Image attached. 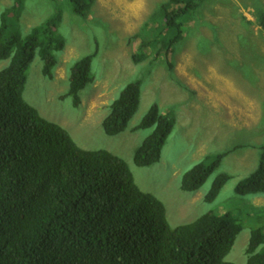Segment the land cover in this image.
Returning a JSON list of instances; mask_svg holds the SVG:
<instances>
[{
    "label": "trees",
    "instance_id": "trees-1",
    "mask_svg": "<svg viewBox=\"0 0 264 264\" xmlns=\"http://www.w3.org/2000/svg\"><path fill=\"white\" fill-rule=\"evenodd\" d=\"M93 1L68 2L84 16ZM202 1L170 0L159 7L162 30L170 33L166 59ZM24 4L15 0L0 12V60H8L0 69V264H236L226 256L244 228H249L244 264H264V208L237 201L171 227L163 202L140 189L125 160L104 148H81L67 129L24 99L34 57L50 78L55 52L65 45L58 30L61 9L24 34ZM255 21L264 30V11L256 12ZM94 54L69 69L68 95L75 107L80 91L93 80ZM139 101V82L128 83L102 120L104 132L126 130ZM174 123L173 112H160L156 103L149 107L136 125L152 128L133 153L136 166L160 160ZM223 157L205 155L184 173L181 190H198ZM229 178L226 173L214 177L203 200L213 202ZM234 191L242 197L264 194V144L257 167Z\"/></svg>",
    "mask_w": 264,
    "mask_h": 264
},
{
    "label": "rangeland",
    "instance_id": "rangeland-1",
    "mask_svg": "<svg viewBox=\"0 0 264 264\" xmlns=\"http://www.w3.org/2000/svg\"><path fill=\"white\" fill-rule=\"evenodd\" d=\"M68 1L25 0L22 32L59 7L58 30L65 45L55 52L50 78L43 75L40 58L34 57L24 99L67 129L81 148H104L125 160L140 189L163 202L171 227L211 209L226 210L237 201L264 208V194L242 197L234 191L257 167L264 144V30L255 21L256 12L264 11V0H203L183 27V37L170 48L169 59L164 47L170 33L162 30L159 7L170 0H94L84 16L74 13ZM14 2L0 0V12ZM92 53L93 80L80 91L75 107L68 95L69 69ZM7 64L0 60V69ZM130 82H139L138 108L126 130L108 135L102 120ZM153 103L160 112H173L175 123L160 160L140 167L133 153L152 128L136 125ZM218 153L224 157L205 183L194 192L181 190L184 173L205 155ZM220 173L230 178L213 202L204 201ZM248 237L249 228H244L226 260L245 263Z\"/></svg>",
    "mask_w": 264,
    "mask_h": 264
}]
</instances>
